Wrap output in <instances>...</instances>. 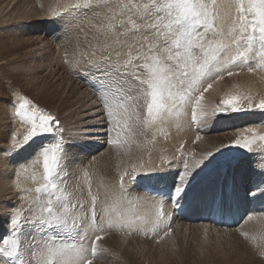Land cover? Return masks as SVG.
I'll return each mask as SVG.
<instances>
[{"label":"snow or ice","instance_id":"obj_1","mask_svg":"<svg viewBox=\"0 0 264 264\" xmlns=\"http://www.w3.org/2000/svg\"><path fill=\"white\" fill-rule=\"evenodd\" d=\"M228 7L234 8L235 17L227 36L217 28L221 19L217 0H68L58 12L53 11L49 20L64 25L61 47L65 55L69 47L79 55L73 67L81 69L78 78L89 81L99 101L91 110L83 109L80 119L89 122L82 124L86 129L82 134L102 127L108 144L119 147L134 126H141L143 132L157 123L187 116L189 109L192 122L201 123L221 113L264 112V96L257 99L251 92L229 91L217 104L204 103L205 93L225 74L232 77L233 68L247 67L249 73L264 69V0H235ZM85 21L96 41L95 45L89 41L91 51L79 50ZM70 33L76 35L70 37ZM253 61L256 66L249 67ZM16 95L14 113L23 132H11L9 151L15 155L35 145L33 152L42 158L43 170V183L35 191L46 194L47 199L35 197L38 212L30 207V215L23 208L26 197L11 208L0 206V221L4 223L0 264H94L107 251L99 242L112 230L128 235L145 231L150 221L138 214L139 201L127 196L123 175L119 194L105 200L92 193L90 183L87 201L74 200L66 185L57 183L66 156L62 155V140L51 141L57 133L63 137L61 121L27 96ZM93 118L98 123L92 122ZM257 140L264 142V134L244 128L224 147L251 151ZM214 153L195 160L192 171L185 161L171 193L172 201L184 192L193 171ZM138 174L131 176L133 182ZM156 227L153 224V231ZM170 233L169 227L164 236ZM67 239L74 242L67 243Z\"/></svg>","mask_w":264,"mask_h":264},{"label":"rangeland","instance_id":"obj_2","mask_svg":"<svg viewBox=\"0 0 264 264\" xmlns=\"http://www.w3.org/2000/svg\"><path fill=\"white\" fill-rule=\"evenodd\" d=\"M67 2V0H59L54 6L57 7L59 3L66 5ZM234 3L235 0H217L220 16L223 17V13L227 11L225 14L227 15L226 26H222V18L220 21L218 20L220 23L217 21V28H224L222 30L224 34L226 29L229 30L232 26L230 24L235 17L234 8L228 7L229 4ZM54 6L50 5L48 0H0V116L6 121L5 134L2 130L3 126H0V139L4 140V145L0 147V150L5 151L4 155L0 151V156L1 160L8 165L9 176H12L11 180L15 189V197L7 203L0 202V206L11 208L12 205L20 203L21 197H26L23 208L25 214L30 215L27 212L30 206L33 212H38V208L36 209L38 206L33 204L35 197L42 196L43 200L47 199L46 194L33 191L39 187L43 179H39V185H33L30 183V179L33 178L32 171L24 170L41 159V173L43 171L42 158H36L37 154L33 152L35 145H29L15 155L9 151L11 132L16 129H21L23 132L22 124L14 113V104L18 102L16 94H21L27 96L38 106L56 114L60 119L64 129L63 137H59L60 134L57 133L51 143H55V140H62V154L66 156V166L65 161L62 160L57 183L62 186L66 185L67 190L75 195H73L74 200L77 198L82 201L90 199L85 193V186L80 182V172L83 171L82 168L90 169L91 164L105 154H108V158L110 157L111 160H113L112 158L117 160L116 166L111 167L109 170L111 174L107 177L112 179V175L113 181L117 182L116 186H119L118 181L123 175L125 187L128 189L127 196L130 199H136L135 197H139L137 199L141 198V200L147 199L145 187L150 186L157 190V193L153 195L159 197L156 209L159 208L160 212L155 209L157 211H155V216H160L161 221L156 220L158 227L155 231H153V225H148L147 228H149L145 231L135 232L131 235H128L126 231L122 234L121 231L112 230L105 235L104 244L102 241L99 242L107 251L100 258L95 259L94 264H131V262L133 264L134 262L136 264H264V255H261V252H264V142L257 140L252 145L251 151L234 146L224 147L230 145L237 133L244 128H255L258 135L264 134V112L255 110L245 113H221L209 117L204 123L192 122L189 119L194 136H188L186 133L184 136L182 135L183 137H178L174 145L171 144L169 137V140L167 137L165 138L166 132L161 129L157 131L153 129V126H149L146 128L145 134V132H141V126H134L131 132L134 134H126L127 139L130 140L128 144L131 147L139 148L142 145V148L130 159L125 156L122 159L117 158V153L107 142L108 136L104 134V128L99 127L101 129L99 133L97 132L98 126H96L97 128L93 131L82 134L86 131L79 121L83 109L89 104L90 106L96 105L99 101L89 81L78 78L81 69L73 67L75 62L80 59L79 55L69 47L66 56L65 49L61 47L65 41L64 25L61 21L49 20L54 9H57ZM221 8H224V11ZM55 11L57 12L59 9ZM92 23L94 24L95 21ZM81 27L83 30L79 34L80 48L91 51L89 41L92 45H95L96 41L92 38V33L87 30L90 27L88 21H85ZM227 34L228 32L225 36ZM75 35L76 33H70V37ZM129 42L131 41L129 40ZM116 51H121V49L117 48ZM123 51H127V49H123ZM74 59L77 60L74 62ZM248 66L255 67L256 62L253 61ZM240 68L232 69L237 74L233 76L234 79L239 82H235L233 79L227 90L216 95L215 102L209 103V105L219 103L221 97L229 91L251 92L257 99L263 96L260 91L246 86V81L242 78L245 73L249 72L247 67L240 66ZM256 72L264 74V69H257ZM233 77L228 78L225 74L223 79L229 82ZM241 80L244 85L240 83ZM205 83L206 87L208 81ZM67 110L70 112L68 113L69 117L65 116V120L62 114ZM189 114V118H191V111ZM92 122L98 123L96 118H93ZM86 127L93 126L87 125ZM209 133L217 138L212 140L209 146L203 144L200 147V143L206 135H210ZM147 136H150L149 139H151L149 140ZM166 136H168L167 133ZM197 136L200 137L199 140L196 139ZM131 138H134L133 141ZM137 138L141 142L137 141ZM160 138L164 142L160 141ZM200 140L202 141L200 142ZM156 141H160L159 145L156 144ZM165 142L172 145L169 146L172 148L170 151H167L169 150L168 145L164 146ZM51 143L45 141L48 146H51ZM160 143L164 144L160 145ZM163 147L165 148L163 149ZM217 149L219 151L216 152ZM156 152L160 153L157 155ZM208 152L215 153L193 171L184 192L173 202L171 193L176 186L180 172L184 171L185 161L189 163V171H192L191 165L194 161L201 159ZM30 153L31 155H29ZM151 155L156 157L153 158ZM156 161H158L157 165ZM133 168L136 170L135 172ZM16 170H18L17 174L18 177L20 175V180L17 179ZM122 172L125 173L122 174ZM137 172L140 174L133 182L131 176L136 175ZM31 174L32 176H30ZM14 175L15 177H13ZM15 178L20 184H17L18 181L16 182ZM28 178L29 182H26L25 180ZM27 183H30L28 185L30 188L26 185ZM18 185L24 188L19 186L21 190L17 189ZM116 186L113 188L116 191L119 190L116 192L118 194L120 188L117 189ZM25 187L28 189L25 194H22ZM161 196L165 199V205L159 203L162 199ZM141 200H138L137 205L142 202ZM166 211L170 213L168 214ZM215 219L219 220L218 224L214 223ZM226 221L231 223L225 225L223 222ZM169 227L171 233L164 236ZM3 231L4 223L0 221V233ZM243 233H246L247 236ZM110 238L112 241L120 242L121 248L117 244L115 247L110 246L108 243L109 240L111 241ZM66 242L73 243L74 241L67 239Z\"/></svg>","mask_w":264,"mask_h":264},{"label":"bare ground","instance_id":"obj_3","mask_svg":"<svg viewBox=\"0 0 264 264\" xmlns=\"http://www.w3.org/2000/svg\"><path fill=\"white\" fill-rule=\"evenodd\" d=\"M58 1L59 0H48V2L50 3V5H52L53 4V6L54 5H56V3H58ZM68 1V0H67ZM222 2V1H221ZM65 3V2H64ZM231 3V2H230ZM219 4V3H218ZM63 5V4H62ZM60 3H59V5L56 7V6H54L55 8H57V9H59L60 10V6H62ZM65 5V4H64ZM59 7V8H58ZM52 9H53V7H52ZM57 9H54V11L55 10H57ZM222 9V8H221ZM224 9V8H223ZM222 9V10H223ZM224 11V10H223ZM58 12V11H57ZM50 13H52V12H50ZM227 13V11H225L224 13H223V17H222V15H221V18H222V21L223 22H221L223 25L222 26H226V20H227V15H225ZM50 16V15H49ZM45 17V16H44ZM233 17V16H232ZM46 18H47V16H46ZM220 21V20H219ZM218 21V22H219ZM58 23V22H57ZM220 23V22H219ZM217 25H218V23H217ZM230 25H232V24H230ZM219 26H220V24H219ZM228 27V26H227ZM222 27H220V30H223V29H221ZM231 28V27H230ZM226 32H228V30L226 29ZM226 32H225V34H226ZM64 35V34H63ZM94 45V44H93ZM89 47V46H88ZM87 48V47H86ZM85 48V49H86ZM79 49H81V48H79ZM84 49V48H83ZM83 49H81V50H83ZM73 51V50H72ZM83 51H90V50H83ZM74 52V51H73ZM78 57V56H77ZM79 58V57H78ZM75 60H77V59H74L73 61L75 62ZM245 68V67H244ZM238 69V68H237ZM239 69H241L240 67H239ZM259 72V71H258ZM258 72H255V73H245V75H244V73H242V75H244V77L242 78V79H245V81H246V86L247 87H249V88H251V89H256V90H258V91H260V93L264 96V78H262V77H264V74H262V73H258ZM241 74V73H240ZM235 76L237 75V74H234ZM233 75V76H234ZM232 76V77H233ZM229 78V77H228ZM234 79V77L233 78H231V80L229 81V82H226L225 81V79H223V80H218L217 82H215L214 84H213V87H212V89H210L209 90V92H207L206 94H205V101H204V103L206 104V105H209V103H213V102H215V96L216 95H219V94H221L222 93V91L224 92V90H227V88H228V86H229V84H232V80ZM234 81L235 82H237L238 80H236V79H234ZM239 82V81H238ZM240 83L241 84H243L244 85V83H243V80H241L240 81ZM206 84V83H205ZM243 88V87H242ZM248 90V89H247ZM254 91V90H253ZM98 103V102H97ZM86 108H88V109H92V106H90V104L89 105H87L86 106ZM190 110V109H189ZM188 110V114H187V116H181V117H179V118H172V119H169V120H167V121H164V122H161V123H157L156 125H154L153 126V129L154 130H157V131H159L160 129L161 130H163V131H165L167 134H168V136H166V133L164 134L163 132H161L162 134H164L165 135V138L167 137V139H168V137L170 138V142H171V144L172 145H174L175 144V142L178 140V137H183L186 133L188 134V136H194L193 135V133H194V130H193V128H192V126L190 125L191 123H189L190 122V120L189 119H191V118H189V116H190V111ZM70 112V110H67L66 112H64L62 115V117H64V119L66 120V118H65V116H68V113ZM74 114H76V112H74ZM84 113L82 112V114L80 115V117L83 115ZM69 117V116H68ZM63 119V120H64ZM82 124H85V123H88L89 121H82L81 119L79 120ZM65 122V121H64ZM70 124V123H69ZM78 124H80V123H78ZM8 125V124H7ZM0 126H3V133L5 134V127H6V121H5V118L4 119H2V116H0ZM16 126V125H15ZM87 126V125H86ZM194 126V125H193ZM152 129V128H151ZM159 129V130H158ZM94 129H92V131H93ZM98 131L97 132H101V129L98 127V129H97ZM145 130L146 129H144V131L143 132H145ZM85 131V130H84ZM156 131V132H157ZM72 132V131H71ZM95 132V131H94ZM193 132V133H192ZM234 133V132H233ZM132 134H134V133H132ZM131 134V135H132ZM145 134H146V132H145ZM156 134V133H155ZM160 134V133H159ZM210 135H206V137L204 138V140L202 141V140H200V147H201V145H203L204 144V146H206V145H208L209 146V144H210V142L212 141V140H214L215 138H217V137H215V136H212V134L211 133H209ZM128 135V134H127ZM127 135H125L124 137H123V139L125 140V143L122 145V146H119V147H117V146H112L113 147V150L117 153V158H119V159H122V157H126L127 159H130L131 158V156H133L135 153H137L138 151H139V149H141L142 148V145H141V147L139 148V147H131L128 143H130V142H128V141H130L129 139H127ZM149 135V134H148ZM183 135V136H182ZM232 135V134H231ZM58 136H59V134H58ZM69 136V135H68ZM100 136V135H99ZM134 136H136V135H134ZM157 136H158V133H157ZM160 136V135H159ZM0 137H1V133H0ZM60 137V136H59ZM77 137V136H76ZM128 137H130V136H128ZM133 137V136H132ZM148 137V136H147ZM150 137V136H149ZM149 137H148V139H149ZM161 137V136H160ZM81 138V137H80ZM86 138V137H85ZM142 138V137H141ZM153 138V137H152ZM154 138H155V136H154ZM158 138V137H157ZM156 138V139H157ZM71 139V138H70ZM133 139L134 138H131V140L133 141ZM145 139H147V138H145ZM151 139V138H150ZM149 139V140H150ZM155 139V140H156ZM161 139V138H160ZM163 139H164V137H163ZM163 139H161L160 141H162V142H164L163 141ZM180 139V138H179ZM137 141H140L141 142V140H138V138L136 139ZM144 140V139H143ZM157 140H159V139H157ZM169 140V139H168ZM172 140V141H171ZM3 141L4 140H2V139H0V147L1 146H3L4 144H3ZM160 141H156V144H158ZM150 142V141H149ZM152 142V141H151ZM150 142V143H151ZM166 143V142H165ZM155 144V143H154ZM162 144H164V143H162ZM161 143H160V145H162ZM152 145V144H151ZM159 145V144H158ZM168 144L166 143L164 146H167ZM171 145V146H172ZM7 146V145H6ZM108 146V145H107ZM140 146V145H139ZM170 145H168V147H169ZM170 146V147H171ZM8 147V146H7ZM168 148L169 150H167V151H170V149H172V148ZM148 148V147H147ZM151 148V147H150ZM162 148V147H161ZM160 148V149H161ZM165 147H163V149H164ZM214 148V147H213ZM1 149V148H0ZM8 149V148H7ZM158 149V148H157ZM156 149V150H157ZM159 149V150H160ZM167 149V148H166ZM6 150V149H5ZM159 150H157V151H159ZM1 151V150H0ZM1 152H3V151H1ZM5 152V151H4ZM3 152V155L5 154ZM115 152H113V153H115ZM111 153V152H110ZM158 153H160V152H158ZM158 153L156 152V154L158 155ZM69 154V153H68ZM95 154H97V153H95ZM1 155V154H0ZM2 155V156H3ZM63 155V154H62ZM97 155H99V154H97ZM112 155V154H111ZM110 155V156H111ZM113 155H116V154H113ZM140 155V154H139ZM150 155V154H149ZM151 156H153V158L154 157H156V156H154V155H151ZM148 157V156H147ZM35 158V157H34ZM36 158H38L39 159V157H37V155H36ZM35 158V159H36ZM112 158V157H111ZM27 159V158H26ZM29 159V158H28ZM113 160H111L110 159V157L108 158V154H105L104 156H101L100 158H99V160L98 159H96V160H98V162H97V164H95L96 163V160H95V163L93 162L92 164H91V167H90V169H91V171H90V169H83L82 168V170L83 171H85V172H83V171H81L80 172V169L78 170V175H79V172H80V175H81V181L80 182H82L83 183V185L85 186L84 188L86 189L85 191V193H87L86 195L88 196V187H89V183H90V185H91V190H92V193L93 194H99V196H100V198H102L101 200H105L106 198H108V199H110L114 194H116V192H118V191H116V190H114V186H116L117 185V182L114 180L113 181V177H112V175H111V178L112 179H110L109 177H107V176H109L111 173H109V170L111 169V167L114 165V167L116 166V163H117V160L115 161L114 159L115 158H112ZM34 160V159H33ZM41 160V159H40ZM40 160H39V162H34L33 163V166H31V167H28V169H24L25 171H28L29 170V172L30 171H32L31 173L33 174V178L32 179H30V183L32 184L33 183V185H36V184H38L40 181H39V179H41L42 180V173H41V166H40ZM137 160V159H136ZM157 160V159H156ZM72 161V160H71ZM73 162V161H72ZM142 162V161H141ZM157 162L158 161H156V165H157ZM22 163H24V162H22ZM26 163V162H25ZM75 163V162H74ZM135 163V162H134ZM81 164V163H80ZM83 164V163H82ZM143 164H144V162H143ZM19 165V164H18ZM135 165V164H134ZM133 165V166H134ZM11 166V165H10ZM22 166V165H21ZM21 166H20V168H21ZM124 166V165H123ZM132 166V165H131ZM140 166V165H139ZM12 167V166H11ZM26 168H27V166H25ZM121 167V166H120ZM127 167V166H126ZM136 167V166H135ZM81 168V167H80ZM78 169V168H77ZM134 169V168H133ZM113 170V169H112ZM17 171L18 170H16V173L15 174H17ZM87 171V172H86ZM139 171H140V168H139ZM12 172V171H11ZM28 172V173H29ZM62 173V172H61ZM85 173L87 174V181L85 180ZM123 173H125V172H122V174ZM32 174L30 175V176H32ZM75 174V173H74ZM11 175V174H10ZM77 175V174H76ZM125 175V174H124ZM126 176V175H125ZM13 177H15V175L13 176ZM19 177H20V175H19ZM18 177V174H17V179L18 180H20V178ZM66 177V176H65ZM77 177V176H76ZM11 178H12V176H9V168H8V165L4 162V161H2L1 160V156H0V202H3V201H11L14 197H15V189H14V183L12 182V180H11ZM144 178V177H143ZM16 178H15V180H16V182L18 181ZM127 179V178H126ZM125 179V180H126ZM128 180V179H127ZM26 182L28 181L29 182V178L28 179H26L25 180ZM36 181H38V182H36ZM36 182V183H35ZM71 182V181H70ZM72 182H73V180H72ZM72 182H71V184H72ZM19 183V181L17 182V184ZM25 183V182H24ZM29 183V184H30ZM35 183V184H34ZM42 183H43V181H42ZM74 183V182H73ZM116 183V184H115ZM118 183L120 184V181H118ZM20 184V183H19ZM28 183L26 184L27 186L29 185ZM40 184V183H39ZM38 184V185H39ZM75 184V183H74ZM73 184V185H74ZM26 185H24V186H26ZM76 185V184H75ZM77 185H78V182H77ZM82 185V186H83ZM20 185H18V187H17V189H19L20 187H19ZM26 186V187H27ZM32 186V185H31ZM37 186V185H36ZM62 186V185H61ZM80 186H81V184H80ZM25 187V190H24V193H22V194H25V192H26V189H28V188H26ZM29 188H30V186H28ZM33 187V186H32ZM78 187H79V185H78ZM117 187V189H119V186H116ZM115 187V188H116ZM21 188H24V187H21ZM21 188H20V190H21ZM16 189V190H17ZM69 189V188H68ZM142 189V188H141ZM71 190V189H70ZM19 191V190H18ZM18 191H17V193H18ZM33 191H35V190H33ZM75 191V190H74ZM262 191V190H261ZM22 192H23V189H22ZM82 192V191H81ZM19 193H21L20 191H19ZM28 194V193H27ZM43 194V193H42ZM119 194V193H118ZM35 195V194H34ZM38 195V194H37ZM74 195V194H73ZM142 195V194H141ZM253 195V194H252ZM16 196H17V194H16ZM18 196H19V194H18ZM28 196V195H27ZM75 196V195H74ZM143 196V195H142ZM42 197V196H41ZM144 197V196H143ZM147 199H144L143 198V200H141V198L140 199H137V198H139V197H135L137 200H141L142 202H140V204H138L137 206H136V208H137V212H138V214H140V215H143V216H145V218L146 219H148L150 222H149V224L148 225H153V224H156V220L158 221H161L160 220V218L158 219L157 217L158 216H155V211L156 210H159V208L158 209H156V207H158V201H159V197L157 198L156 196H154V195H148L147 194V196H145ZM88 198V197H87ZM30 199V198H29ZM161 199V198H160ZM257 199V198H256ZM31 200V199H30ZM27 201V200H26ZM161 201V200H160ZM19 202V201H18ZM21 202V201H20ZM24 202V201H23ZM139 203V202H138ZM160 203V202H159ZM215 203V202H214ZM164 204V203H163ZM162 204V205H163ZM197 204V203H196ZM160 205V204H159ZM161 205V206H162ZM165 205V204H164ZM1 206H3V205H1ZM35 206V205H34ZM4 207V206H3ZM31 207V206H30ZM163 207V206H162ZM168 207V206H167ZM166 207V208H167ZM262 207V206H261ZM38 207H36V209H37ZM156 209V210H155ZM163 210H164V208H163ZM38 211V210H37ZM169 211V210H168ZM168 211H166L168 214L170 213V212H168ZM36 212V211H35ZM82 212V211H81ZM157 212V211H156ZM158 212H160V210L158 211ZM167 214V215H168ZM181 214V213H180ZM157 215V214H156ZM234 215V214H233ZM245 215V214H244ZM160 217V216H159ZM192 217V216H191ZM204 217V216H203ZM257 217V216H256ZM157 218V219H156ZM162 219V218H161ZM194 220V219H193ZM161 223V222H160ZM244 224V223H243ZM147 225V226H148ZM153 227V226H152ZM151 226H150V228H152ZM149 228V227H148ZM148 228H146V229H148ZM140 232V231H139ZM125 233V232H124ZM138 233V232H137ZM140 235V234H139ZM107 239V238H106ZM111 239V241L109 242L108 241V243H109V245L110 246H116V244L117 245H119L120 246V242L118 243L117 241H112V238H110ZM128 239V238H127ZM116 240V239H115ZM125 240H126V238H125ZM154 240V239H153ZM152 240V241H153ZM149 241H151V240H149ZM102 242H103V240H102ZM122 243V242H121ZM103 244H104V242H103ZM106 244V243H105ZM125 244V243H124ZM127 245V244H126ZM130 245V244H129ZM133 245V244H132ZM128 246V245H127ZM127 246H125V247H127ZM158 246V245H157ZM120 248H121V246H120ZM165 248V247H164ZM120 250V249H119ZM124 250V249H123ZM125 251V250H124ZM164 251V250H163ZM123 252V251H122ZM162 255V254H161ZM167 256V255H166ZM131 264H133L132 262H131ZM134 264H136L135 262H134ZM162 264V263H161Z\"/></svg>","mask_w":264,"mask_h":264}]
</instances>
